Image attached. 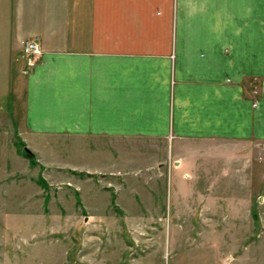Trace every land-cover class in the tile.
I'll return each instance as SVG.
<instances>
[{
  "label": "crops",
  "instance_id": "crops-1",
  "mask_svg": "<svg viewBox=\"0 0 264 264\" xmlns=\"http://www.w3.org/2000/svg\"><path fill=\"white\" fill-rule=\"evenodd\" d=\"M23 40L42 54L21 135L92 159L73 173L163 178L184 141L264 142V0H0V61ZM12 106L6 95L0 140L11 147ZM5 156L0 185H15L14 149Z\"/></svg>",
  "mask_w": 264,
  "mask_h": 264
},
{
  "label": "rangeland",
  "instance_id": "rangeland-1",
  "mask_svg": "<svg viewBox=\"0 0 264 264\" xmlns=\"http://www.w3.org/2000/svg\"><path fill=\"white\" fill-rule=\"evenodd\" d=\"M21 42L14 59L0 61L15 119L14 146L0 140V169L14 149L15 180L0 185V264H264V142L184 141L163 178L73 173L92 159L70 142L21 135L32 68Z\"/></svg>",
  "mask_w": 264,
  "mask_h": 264
},
{
  "label": "built area",
  "instance_id": "built-area-1",
  "mask_svg": "<svg viewBox=\"0 0 264 264\" xmlns=\"http://www.w3.org/2000/svg\"><path fill=\"white\" fill-rule=\"evenodd\" d=\"M21 52L28 67H33L42 54L40 45L36 40L22 41Z\"/></svg>",
  "mask_w": 264,
  "mask_h": 264
},
{
  "label": "trees",
  "instance_id": "trees-1",
  "mask_svg": "<svg viewBox=\"0 0 264 264\" xmlns=\"http://www.w3.org/2000/svg\"><path fill=\"white\" fill-rule=\"evenodd\" d=\"M25 155H26L27 157H30V154H28V153H27V154H25Z\"/></svg>",
  "mask_w": 264,
  "mask_h": 264
}]
</instances>
